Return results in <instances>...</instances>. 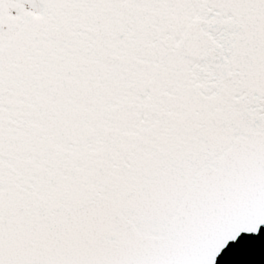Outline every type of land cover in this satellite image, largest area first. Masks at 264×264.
<instances>
[{"label":"snow or ice","instance_id":"1","mask_svg":"<svg viewBox=\"0 0 264 264\" xmlns=\"http://www.w3.org/2000/svg\"><path fill=\"white\" fill-rule=\"evenodd\" d=\"M0 264H264V0H0Z\"/></svg>","mask_w":264,"mask_h":264}]
</instances>
